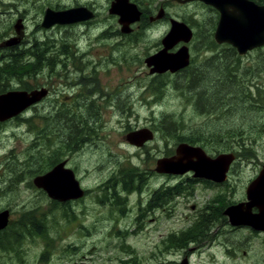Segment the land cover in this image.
<instances>
[{"label": "rangeland", "instance_id": "1", "mask_svg": "<svg viewBox=\"0 0 264 264\" xmlns=\"http://www.w3.org/2000/svg\"><path fill=\"white\" fill-rule=\"evenodd\" d=\"M112 1L0 0V43L11 37L15 30L14 26L19 18H22L24 20L23 23L21 19L23 26L25 24L23 33L24 35L25 32L27 33V38L26 43L24 42L20 49L30 48L34 42H39L40 44L50 42L55 43V48L51 50L57 55L62 43L70 45L69 49H71L73 58H76V62L72 59V63L74 62L75 64L66 62V67L57 66L56 70L54 68L52 71V74L47 70L48 77L43 78L39 75L32 82V84L38 83L39 85L55 84L56 88H59L60 85L70 86L69 89H67L68 87L60 88L59 99L54 94L50 100L53 102L54 107H59L58 102L55 101L58 100L60 101V106L65 107L66 110L75 108L79 113H83L81 106L92 98L85 95L86 91L83 86L76 85L81 77L88 80H96L99 87L98 95L102 94L106 98L101 101L103 103L106 101L108 106H110V102L114 104L111 109H99L101 118L100 120L98 118L95 124L98 134L95 136L96 142L86 145L78 153L68 155L71 158L70 167L72 166L77 170V176L81 184L86 189L93 188L107 181L110 174L115 170L127 169L130 172V170L135 171L136 169L132 174L135 173L137 176V173H139L141 178L138 184L130 182V179H134L136 176L129 179V185L131 184L132 188L140 185L146 187V191L157 189L164 180L152 177L151 169L155 166L154 158L165 154L168 148H172L174 140L169 136L161 137L163 133L159 132L158 141L149 143L148 151H151L152 154L150 158L147 157L145 151L136 150V148L128 145L125 140L126 133L124 129L128 125H138L140 127H155L157 130L161 125V129L164 130L167 127V123L169 124V120L176 119L174 120L175 124L172 123V125L178 124V129L181 131L196 132L197 130L201 132L204 130L203 133L209 140L208 143L212 146L210 147L211 149L228 150L237 146L241 150L240 145H242V148L244 146L245 150L242 149L240 153V161L233 173L232 181L225 186L227 193L229 192V187L234 186L237 188V184H235L237 183V177L241 176L242 179L249 177L252 167L264 160V132L260 129H255V125H253L259 119V117H256L253 120V107L254 103L257 102L255 100L257 92L255 91L252 97L241 93L242 90L246 89L243 78L238 90L236 86L233 89L226 86H230L229 80L225 81L227 79L226 65L228 64L227 67L229 69L234 66V69L237 70V55L233 54L228 46L219 48L209 45L210 29L215 27L217 18L216 13L213 12L217 11L202 3L181 5L174 2V0H154L153 3L154 6L156 5L155 7H158L164 2L167 5L169 17L179 20L186 19L197 30L199 40L193 46L194 56L197 58L195 68H204L205 71L209 69L203 79L201 78V81H197V84L205 91L206 99L209 97L210 104L206 108L202 104L194 105L184 98V95L189 94L187 92L188 83L192 80L191 76L186 78L187 74L182 78V81L177 79L179 82L177 80L175 83L171 82L173 81L171 77L168 80H163L160 93L155 96L150 93V91H154L152 87L153 79L144 73L146 66H144L143 61L145 57L156 50V45L160 42L159 38L169 28V22L168 20H163L157 25V28L153 27L149 33L147 31L148 34L137 33L132 38L127 39L126 42L119 41L117 38L120 35L117 36V31L121 26L114 18V15L109 14ZM49 5L60 9L91 6L97 16L95 19L90 20L89 25L81 26L82 23H79L73 26H56L47 30L41 28L40 25L45 10ZM133 42L138 43L133 45ZM205 46H209L212 50H203ZM120 55L127 56V61L116 60V57L118 59ZM225 55L231 56L230 59H227V64L218 59L219 57L223 58ZM261 64H264V61ZM59 67H62V69H59ZM235 80L237 83V76ZM238 81L240 82V80ZM25 83L27 81H24L23 84L10 86L17 88L20 85H25ZM134 83L135 85L137 84L136 87L132 86ZM140 83L141 85H138ZM157 85L156 82L154 87ZM92 88L95 89L94 87ZM65 89L67 98L63 94ZM134 98H136L135 101H133ZM225 98H228L229 103L221 104L222 107H220V104L214 105L215 102H218L217 99L222 101ZM198 108H206L208 112ZM50 112L48 116L51 115L54 118L52 124L51 120H49L51 132L48 134L50 137H41L44 123L41 122L40 116L36 117L37 121H35L38 125L35 124V131L31 137L27 133L25 134L27 129L24 123L18 126L12 123L6 128L0 129V143H2L0 146V173L6 169L10 155H7L9 150H14L16 156L19 155L17 163L7 168L6 173H4L5 178L0 179V190L4 189L2 193L8 192L6 196L10 194L9 197L13 198L14 203L19 206L17 210H15L16 205L13 208L16 218H23V214L28 215L30 211H33V215L30 217L44 219L45 227L43 229L46 231V238L41 243L43 247V251L42 249L41 251L44 252L46 247H48L52 253L51 262L53 264H116V259L121 257L120 253L116 252L115 249L116 238H114L115 243L112 245V253H108L107 250L104 251L103 248L99 249L100 247L97 243L102 240L94 235L93 228L90 225L101 219L100 214L102 212L97 204L98 201H96L98 192H92L89 198L82 203L73 204L70 211L74 212L73 215L75 216L70 218L69 216H61V211L56 205L52 204L53 201L47 196L41 195L43 191L38 190L33 185L35 176L29 172L33 169L38 171L44 168L51 156L56 158L53 153L61 147L58 139L61 127L59 120L56 119L57 111ZM60 116L66 115L64 113ZM169 133L170 131H166V134L170 135ZM255 133H258L259 136L255 135ZM14 135L18 136V138L13 137ZM21 136L28 140L33 139L32 151H29V144L19 138ZM56 154L59 158V151ZM26 160L30 162L27 164ZM21 170L29 171H25L24 176H20L19 171ZM17 174L20 176H18L17 183L15 180L12 182L14 183L12 187H10L12 181V179H9L10 175L17 177ZM6 179L8 181L4 182ZM21 180L24 182L23 185L20 184ZM194 188L199 190V192L196 191L195 200L199 204L204 203L209 197V193L204 191L206 188L203 185H195ZM227 196L229 197L230 194ZM189 202L190 199H186L181 203ZM23 203H31L35 209L32 208V210L27 207L25 210H21ZM130 203L135 204L138 201L133 196H130ZM2 206L5 205L2 204ZM187 209L184 205L178 206L177 214L180 215ZM71 219L76 220L71 226L76 227L78 225L79 229L76 232L68 231L67 229L62 233L60 231L63 229L62 226ZM183 224L187 226L184 221L173 220V218L169 220L166 214H163L159 224L147 227L143 233L131 224L122 225L123 229L128 228L129 235L124 236V238L121 237L120 241L123 240L124 245L128 246L130 255L135 256L136 261L141 264H154L157 260H160L161 264H170L173 260H179L180 256L163 249L164 236L176 231L181 233L185 229ZM109 229L110 226L107 227L106 231L109 232ZM87 231H91L92 235H94L90 238L92 239L91 241L89 238H83L84 235L82 233ZM159 242H161L162 246L161 252L157 257H154L152 245H158ZM29 243L34 245L29 253L23 252L26 257L25 259H19L21 264H33L36 259L34 249L38 247V243ZM29 243H22L24 251L27 250L26 247ZM144 247L148 249L143 250ZM0 258L3 259V262L0 260V263L5 264L4 258ZM208 261H211L210 258ZM203 262H205L204 258L200 261L195 260L194 264H203ZM217 264H229V261L219 257Z\"/></svg>", "mask_w": 264, "mask_h": 264}, {"label": "flooded vegetation", "instance_id": "2", "mask_svg": "<svg viewBox=\"0 0 264 264\" xmlns=\"http://www.w3.org/2000/svg\"><path fill=\"white\" fill-rule=\"evenodd\" d=\"M251 1L255 2L259 6H264V4H258L257 0ZM174 2L179 4L177 0H174ZM129 3L137 6L138 11L141 13V17L139 21L131 25V32L129 33H123L122 26L120 27V29L117 31V36L120 35L117 38V40L119 41L126 42L127 39L132 38L137 33L148 34L149 32H151L150 29H152L153 27L157 28V25L160 24L163 20H168L169 22V28L163 33L164 35L159 38L160 42L156 45V50L152 54H149V56L145 57L143 61L144 66H146V71H144V73L148 74L149 78L153 79L152 87L154 91H150V93H152L153 96L159 94L161 83L163 80H168V78L171 77L173 80L171 82L175 83L177 79L182 81V78H184L185 74H187V76H191L192 80L188 83L189 88L187 92L189 94L184 95V98H186L188 102L194 105L201 104V97L203 95H206V93L202 90L201 86L197 84V81H201V78L203 79L209 69L205 71L204 68H195V61L197 60V58L194 56L193 46H195V43L199 40V38L197 30H195V27L192 26L193 24L186 19L179 20L169 17L167 12V5L164 2L158 7H155L156 5H152L150 2H148V0H129ZM193 3L201 2L196 1ZM87 8L92 11L94 10L91 6ZM47 9H53L55 11L67 10L64 8L60 9L56 6L51 5H49L46 10ZM161 10L164 11V17L155 20V18L159 14V11ZM93 12L95 14V17L93 19H95L97 14L95 13V11ZM219 17L220 14L218 13V21L215 24V27H212L210 29L211 33L209 45L219 48H221L222 46H228L229 50L233 54L237 55L238 73L236 69L231 68L233 70V75L237 76V88H240L243 78L246 84L245 88L248 91V97H252L254 95V92H257V97H255V100L257 102L254 103L253 107V120L256 117H259V119L253 125H255V129H260L264 132V64H261V62L264 61V46L248 51L244 56H242L240 55L238 50H236L231 45L216 43L215 32L219 22ZM114 18H116L117 22L119 23V17L114 15ZM172 20H176L187 25L192 31V37L188 43L184 41L179 42L174 47L169 49L168 53L170 55H173L176 54L181 48H187L189 52V65L173 73L170 71L164 73H151V69L153 67H149L146 63V60L152 56L159 54L164 49L163 40L171 30ZM89 22L90 21H86L80 24L81 26H85L89 25ZM40 26L41 28H43L42 23ZM12 38H19L15 30L10 38L0 43V67H2L4 61L7 60L6 57L10 54L9 49L17 47L20 48V46L24 42L26 43L27 33L25 32V35L23 36V39L19 41V44L6 46L5 43ZM116 43L119 45L118 42ZM136 43L138 42H133V45ZM38 46H40V43L34 42V44L30 48H26L27 58L24 59V62L29 63L30 65H32V67L35 65L37 71L34 72V70H32L31 73L27 75L25 79L27 83H25V85H20L17 88H13L14 86H10V89L7 92H1L0 95L11 91L26 92L31 97L35 92H43L42 94L44 95L39 97L37 101L32 100L31 105L28 106L19 115L6 119L5 121H0V129L6 128L12 123H15L16 126L22 125V123H24L27 129L25 134L27 133V135L31 137L33 136L35 131V124L38 125L36 123V117L40 116L41 122L44 123V126H42L41 137H50L48 133L51 132L50 127L54 118H52L51 115L48 116V114L51 113L50 111H57L56 119L59 120V125L61 127V131H59L58 133L59 136L57 134L60 142L59 144L61 145V147H59L57 150L60 153V157L58 158L56 154L57 151H55L53 154L56 155V158L51 156L52 161L54 162L53 166L47 168L44 165V170H42L43 168L41 169L42 171L33 169L29 173L31 175H34L35 179L39 176L47 174L56 165L63 162L65 163V168L72 171L75 181L78 183L79 189L82 191V195L78 198H64L62 200H59L51 197L45 189L36 186L38 190L43 191L41 192V195L47 196L53 201L52 204L56 205L59 208V210L61 211V216H69L70 218L74 217V212L70 211L72 205L76 203H82L89 198L92 192H98L99 194L96 201H98L97 204L99 205L102 212L100 214L101 219L90 225L93 228L94 235L102 240L97 243V245L100 247L99 249L103 248L104 251L107 250L108 253H112V245L113 243H115L114 238H116L117 244L115 249L116 252H119L121 255L120 259H116V264H130L131 262L132 264H141L139 261H136L137 259L135 256L130 255L128 246L124 245L123 240L120 241L121 237L124 238V236L129 235L128 228L123 229L122 225L126 226L131 224L132 226L137 227L139 231L143 233L144 231H146L145 229L147 227L159 224L163 218V214H166L167 219L169 220H172L173 218V220L176 219L177 221H184L187 224V226L183 224L186 230L184 229L182 231L185 232L181 231L180 233L176 231L164 236L165 238L163 241V249L167 252L174 253V255L180 256L179 260H173L170 262V264H194L195 260L200 261L203 258L205 259V262H203V264H217L219 262V257L223 259L225 258L227 261H229V264H264V202L261 197L257 196L264 193V187H254L250 189L251 183L256 181L261 172L264 170V160L261 161L260 164H256L254 167H252V171L249 177H244L245 179H242L241 176L237 177V183H235L237 184V188H235L234 186L229 187V192L227 193V189L225 188V186L229 185L232 181L233 173L235 172V169L237 168V165L240 161V153L242 149L245 150L244 146L242 148V145H240L241 150H239L237 146L228 150H220L217 148L211 149L210 147L212 146L210 145V143H208L209 140L205 137L203 133L204 130H202L201 132L197 130L196 132H184L178 129V124L171 125L173 126V128L170 135L166 134V130L161 129V125L157 130L155 129V127L153 128L145 126L140 127L138 125H128L124 129V132L126 133V142L128 143V145L136 148V150L145 151L147 157H150V155L152 156L151 151H148V147H150L149 143H156L158 141L157 136L159 132L163 133L161 137L169 136L174 140V146L172 148H168L165 154L158 157L156 156L154 158L155 166L153 169H151L152 177H156V179H163V183L160 184L157 189H149L148 191H146V187L140 185L132 188L131 184L129 185L130 172H128L127 169H120L113 171L107 181L103 182L101 185L86 189L79 181L77 170L72 166L70 167L71 164H69V162L71 158L68 157V155L78 153L86 145L96 142L95 136H97L98 134L95 124L97 123L98 118L99 120L101 118V112H99V109H111L114 104L110 102V106H108L106 105V101L104 103L101 101L105 98V96H102V94L98 95L97 91L99 90V87L96 80H88L81 77V80L79 79V82L76 85L83 86L86 91L85 95L92 98L89 102H86L81 106L82 112L84 114L79 113L75 108L66 110L65 107L60 106V101L58 100L55 101L58 102L59 107H54L53 102L50 101L53 98L54 94H56V98L59 99L61 93L60 88L68 87L67 89H69L70 86L60 85L59 88H56L55 84L39 85L38 83L32 84V82L39 75H41L43 78L48 77L47 70H49L52 74V71L54 70V68L56 70L57 66L66 67V62H69L71 64L72 59L74 60V62H76V58H73L71 49H69L70 45L62 43L60 46L61 48H59L60 51L56 55V53H53V50H51L52 48H55V43L46 42L42 43V47L44 49L43 57L41 59H38L34 56V54L36 53V48ZM203 50L208 51L212 49L209 46H205ZM218 59H220V57ZM116 60L127 61V56L120 55L118 56V59L116 57ZM74 62L72 64H75ZM59 69H62V67H59ZM231 69H229V71ZM238 80H240V82ZM156 82L158 85L154 87V84ZM138 85H141V83ZM91 86L95 89H93ZM132 86L136 87L137 84L135 85L134 83ZM65 92L66 89L63 90V94L64 97L67 98L68 96H65ZM135 99L136 98H134L133 101H135ZM104 105L106 106L104 107ZM198 109L205 112L207 111L206 108ZM66 112L73 118V120L71 118L67 119V117L65 116H60ZM115 112L118 113L117 111ZM42 115L45 116L42 117ZM49 120H51V124L49 123ZM174 120L173 124H175ZM143 129H148L153 133V140L145 142L141 147L131 144L128 140L129 135ZM255 135H258V133H255ZM13 137L18 138V136L16 135H14ZM19 138H22L26 143H28L30 146L29 151H32L33 139L31 138V140H28L23 136ZM181 144H186L192 148H197L206 157L211 159H216L220 155H234V160L229 167L226 180L223 182H216L215 180L197 177L194 171H188L184 174L158 173L156 171L157 162L161 159L175 158L177 156V149ZM1 145L2 143H0V146ZM7 155H9L6 164L7 166L6 169L0 173V178H5L4 173H6L7 168L12 167L19 160V155L16 156L14 150H9ZM25 162H27L28 164L30 161L26 160ZM25 171L29 170L19 171V174H21L20 176H24ZM19 174H17V177L10 175L9 179H12L10 187H12V185L14 184L12 182H14L15 180L17 183ZM149 175H151V173H149ZM140 178V174L137 173V176L132 180V182L138 184ZM34 179L33 185H35ZM5 181L8 180L6 179L4 180V182ZM20 184H24L23 180H21ZM178 185H183V187L179 188L177 187ZM195 185H203L206 188L204 189V191L206 193H209V197L204 203L199 204L197 203L198 201L195 200V196L197 194L196 191L199 192V190L194 188ZM3 190L4 189L0 190V214L3 212H8V219L6 222L7 225H5L4 228L0 229V257L4 258V263L21 264L19 259H25L26 256L23 252L29 253L31 251V247L34 245L29 242H33L38 243V247L34 249L36 259L33 264H53L51 262L52 253L50 252L48 247H46V250L42 252L43 247L41 246V243L46 238V231L43 229L45 227L43 221L44 219L30 217L33 215V211H30L28 215L23 214V218H16L13 208H15L17 204L14 203L13 198L9 197L10 194L6 196L8 192L2 193ZM251 191L257 192L254 195H251ZM228 194H230L229 197L227 196ZM130 196H133V198H135L138 203L131 204ZM186 199H190V202L181 203ZM2 204H4L5 206H2ZM182 205H184L188 209L178 215V206L180 207ZM22 206L23 208L21 210H25V208L27 207L30 209H35L31 203H23ZM18 207L19 206H17L15 210H17ZM232 207H237V221L235 223L232 222L231 217L228 214ZM74 222H76L75 219H71L70 221L66 222L62 226L63 229L60 231L64 233V231L68 229V231L72 230L76 232V230H78L79 228L78 225L76 227L71 226ZM108 226H110L109 232L106 231ZM82 235H84L83 238L89 239L94 236L92 235L91 231L84 232L82 233ZM91 240L92 239H90V241ZM232 240L233 242H231ZM24 242L25 244L29 243V245L26 247V251L23 250L22 243ZM152 246L153 256L157 257L161 252V242H159L158 245L155 244ZM147 249V247L143 248V250ZM209 258L211 261H208ZM0 260H2L3 262V259L0 258ZM154 264H161L160 260L155 261Z\"/></svg>", "mask_w": 264, "mask_h": 264}, {"label": "water", "instance_id": "3", "mask_svg": "<svg viewBox=\"0 0 264 264\" xmlns=\"http://www.w3.org/2000/svg\"><path fill=\"white\" fill-rule=\"evenodd\" d=\"M193 1H201L219 12V22L215 32L216 43L229 44L238 50L242 56L248 51L264 46V6H259L251 0H177L182 4ZM109 14L119 17V25L122 26L123 33L131 32V25L139 21L141 17L137 6L129 3V0H114L109 8ZM94 17V12L87 7H76L64 11L47 9L42 27L50 29L55 25H74L90 21ZM162 17H164L163 10L159 11L155 20ZM171 26L170 32L163 40L164 49L159 54L146 60L147 65L153 67L151 73H164L167 71L173 73L189 65L187 48L183 47L173 55H170L168 50L181 41L188 43L191 40L192 31L187 25L176 20L171 21ZM14 28L19 38L8 40L5 43L6 46L17 45L23 39L24 26L22 20H18ZM161 60H163L162 63ZM154 61L160 62L158 68ZM42 93L35 92L32 97L26 92H9L0 95V121L19 115L31 105L32 100L37 101L39 97L44 95ZM14 95L23 96V99L19 102L13 101L11 96ZM153 138L154 135L150 130L143 129L129 135L128 140L133 145L142 146ZM233 160L234 155L230 154L211 159L206 157L199 149L181 144L177 149L175 158L161 159L157 162L156 171L158 173L175 174L194 171L197 177L223 182L227 178V172ZM34 183L37 187L45 189L51 197L59 200L78 198L82 195L72 171L65 168L64 162L56 165L47 174L35 178ZM254 187H264V170L257 180L251 183L250 189ZM256 192L251 191V195ZM257 196L261 197L264 202V193ZM228 214L232 222L235 223L237 221V207H232ZM7 219L8 212L0 214V229L7 225Z\"/></svg>", "mask_w": 264, "mask_h": 264}, {"label": "trees", "instance_id": "4", "mask_svg": "<svg viewBox=\"0 0 264 264\" xmlns=\"http://www.w3.org/2000/svg\"><path fill=\"white\" fill-rule=\"evenodd\" d=\"M142 1H146V0H142ZM148 2H150L152 5L154 3V0H148ZM257 3L258 4H264V0H257ZM213 13H216L217 15V18L215 20V23H217L218 21V13L217 12H213ZM10 50V54L6 57L7 60L4 61V66L2 65V67H0V93L1 92H7L9 89H10V85H15V84H23L27 75H29L31 73L32 70H34V72L37 71L36 69V66L34 65V69L32 67V65H30L29 63H26L24 62V59L27 58V50L26 49H20V48H12V49H9ZM43 53H44V49L42 47V44H40V46H38L36 48V53L34 54V56L38 59H41L43 57ZM231 56L229 55H225L223 58L221 57L220 59L222 60V62H224L225 64H227L228 60L227 59H230ZM228 64L226 65V72H227V80L229 85H226L228 88H234V86L237 87V83H236V76L233 75V70L231 69L229 71V68L227 67ZM233 69H234V66H232ZM238 72V70H237ZM12 76V77H11ZM187 76V75H186ZM231 78V79H230ZM238 90V88H236ZM244 95L248 96V91L247 89H244L242 90V92ZM237 99H238V91H237ZM209 97L206 99V95H203L201 97V104L203 106H207L210 104L209 102ZM218 102H215L214 105H217V104H220V107L221 104H225V102L229 103L228 102V98L226 99H223L222 101L219 99H217ZM208 112V110L206 111ZM65 117L68 118H71L73 120V118L68 115V113L66 112L65 113ZM64 117V116H63ZM173 123V119L172 120H169V124L167 123V127L164 128V130L166 131H172V125ZM169 133V134H170ZM54 162L52 161V157H50L49 161H47L46 163V167L47 168H50L51 166H53ZM45 166L42 170L45 169ZM40 170V171H42ZM136 171V169H135ZM134 170H130V173H129V177L132 178V176H136L135 173L132 174L133 172H135ZM133 179H130V181L132 182ZM177 187H183V185H178ZM177 243H180V242H177Z\"/></svg>", "mask_w": 264, "mask_h": 264}, {"label": "bare ground", "instance_id": "5", "mask_svg": "<svg viewBox=\"0 0 264 264\" xmlns=\"http://www.w3.org/2000/svg\"><path fill=\"white\" fill-rule=\"evenodd\" d=\"M193 2H196V1H193ZM193 2H189V3H186V4H190V3H193ZM201 2V1H200ZM201 3H203V2H201ZM179 4H182V3H179ZM204 4V3H203ZM183 5H185V4H183ZM206 5V4H205ZM206 6H208V5H206ZM150 7V6H149ZM154 11V10H153ZM19 20H21V19H19ZM179 22V21H178ZM83 23V22H82ZM172 27V26H171ZM24 29V28H23ZM212 49V48H211ZM58 54V53H57ZM221 58V57H220ZM162 61L163 60H161V63H162ZM155 62V64H156V67L158 68L159 67V64H160V62H157V61H154ZM224 63V62H223ZM164 64V63H163ZM3 66H4V64H3ZM243 71V70H242ZM40 73V72H39ZM42 73V72H41ZM12 77V76H11ZM11 92H13V91H11ZM15 92H19V91H15ZM9 93V92H8ZM5 94H7V93H5ZM12 97V99H13V101H20V100H22L23 99V96H19V95H14V96H11ZM11 99V98H10ZM174 138V137H173ZM62 149V148H61ZM78 150H79V148H78ZM177 165V164H176ZM175 166V165H174ZM178 167V166H177ZM176 167V168H177ZM178 169V168H177ZM179 169H183V168H179ZM181 171V170H180ZM1 179V178H0ZM36 186V185H35Z\"/></svg>", "mask_w": 264, "mask_h": 264}]
</instances>
